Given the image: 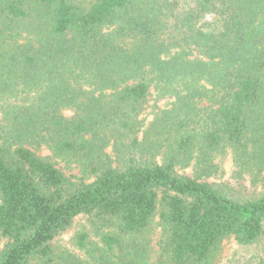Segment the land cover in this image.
<instances>
[{
    "label": "trees",
    "instance_id": "16d2710c",
    "mask_svg": "<svg viewBox=\"0 0 264 264\" xmlns=\"http://www.w3.org/2000/svg\"><path fill=\"white\" fill-rule=\"evenodd\" d=\"M153 89L173 102L145 127ZM0 114V264H219L264 240V192L208 182L227 153L264 173V0H0Z\"/></svg>",
    "mask_w": 264,
    "mask_h": 264
},
{
    "label": "rangeland",
    "instance_id": "374dc122",
    "mask_svg": "<svg viewBox=\"0 0 264 264\" xmlns=\"http://www.w3.org/2000/svg\"><path fill=\"white\" fill-rule=\"evenodd\" d=\"M173 102L172 98L158 99L156 91L153 89L152 94L149 97L145 113L142 117L144 125H149L153 121L154 113L160 112L161 110L168 109L171 107ZM72 113L67 111L66 115L70 116ZM1 121V114H0ZM34 151L43 158H49L59 169H61L67 176L73 177L74 181H92L93 178H86L84 174L80 172L78 168L66 161L60 160L53 157L52 153L46 148H34ZM109 158L115 159L113 148L109 147L105 151ZM215 164L220 169L219 173L216 174L211 179H208V182H217L224 183L229 185L233 192L241 197H251L256 194L264 192V173L255 179L253 176H250L249 173L243 172L237 165L234 163V158L229 153L216 157ZM180 175L194 177V172L192 168H181L178 169ZM91 220L88 216H79L75 219L72 228L60 236L56 242L55 246L58 253L64 251H70L73 253L80 254L75 246V237L82 231H89L91 229ZM161 226L159 220L156 219L153 223V239L154 243H158L161 238ZM264 255V240L262 243L254 246H242L237 243L234 239L226 240L222 244V260L219 264H224L232 260H238L242 258H249L251 256Z\"/></svg>",
    "mask_w": 264,
    "mask_h": 264
}]
</instances>
